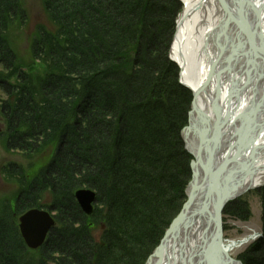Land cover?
<instances>
[{"label": "trees", "instance_id": "trees-1", "mask_svg": "<svg viewBox=\"0 0 264 264\" xmlns=\"http://www.w3.org/2000/svg\"><path fill=\"white\" fill-rule=\"evenodd\" d=\"M25 1L0 0V158L52 154L36 174L0 168L17 185L0 198V264H146L192 177L182 131L193 95L170 59L181 1L42 0L50 26L31 35V66L15 49ZM82 187L97 194L91 217L75 199ZM258 192L263 236L239 253L243 264H264ZM32 208L55 213L37 251L18 224ZM223 215L248 221L251 204L237 199Z\"/></svg>", "mask_w": 264, "mask_h": 264}, {"label": "bare ground", "instance_id": "bare-ground-1", "mask_svg": "<svg viewBox=\"0 0 264 264\" xmlns=\"http://www.w3.org/2000/svg\"><path fill=\"white\" fill-rule=\"evenodd\" d=\"M181 1L184 9L177 18L170 56L171 61L181 67L182 84L190 87L196 95L183 136L188 150L196 156L200 155L201 141L207 140L204 147L209 161L220 150L219 146L224 149L219 159L227 156L229 140L236 138L233 137L235 131L234 136L242 138L243 151L234 149L228 160L246 163L231 164L222 181V193L229 205L231 200L247 191L264 187V54L258 48L264 45V0H236L235 5L228 0L227 11L219 0ZM232 11L236 15L242 13L244 25L232 16ZM257 21L261 34L254 35L253 41L251 36ZM226 52L230 59L221 69L223 86L217 99L225 120L219 129V139L212 141L211 153L208 143L219 119L211 102V92L216 84L211 68L219 70V58L222 59ZM193 172L196 185L202 177L197 167ZM215 199L201 194L189 204L187 220L157 264H232L229 257L234 258L239 246L249 243V237L254 235L235 241L226 240L223 232L220 244L215 226L218 207Z\"/></svg>", "mask_w": 264, "mask_h": 264}, {"label": "water", "instance_id": "water-1", "mask_svg": "<svg viewBox=\"0 0 264 264\" xmlns=\"http://www.w3.org/2000/svg\"><path fill=\"white\" fill-rule=\"evenodd\" d=\"M219 1L220 3L223 2V6L225 10L227 11L228 9L227 1L228 0H219ZM230 2H232L233 5H235L236 0H231ZM231 13L234 18H237L238 21L240 20L241 23H243V25L245 24V21H244L245 17L242 16L241 12H239V15H236L234 11H232ZM254 29L255 31H253V34L251 36L253 38V41H255L254 35L261 34V31H260L261 26L259 24V21L256 22ZM248 31H251L249 26H248ZM255 45L257 46V44ZM258 48L261 49L264 54V45ZM221 57L222 59L219 58V67H220L219 70L215 69V67L211 68L212 70L211 72L212 74L214 73L215 80H216L215 81L216 84L211 92L212 94L211 102H212V105H214L216 109V115L219 116V119L217 120V125H216L217 128L212 135V139L208 143V147L210 149L209 151L211 153H212V149H211L212 141L214 142V138H215V141L219 139V129H220L221 124L225 120V116L222 113V107L220 108V105L217 104V99L219 98V95H220L219 93L223 86V72H222L223 70L221 69H222L224 62L225 63L228 62L227 60H229L230 58H228L227 52L223 54ZM215 71L217 72L216 74H215ZM180 78H181V74H180ZM180 83L182 84L181 79H180ZM185 87L188 88L193 95V99L191 102V109H192L193 104H195L196 95H194V92L192 91L190 87L188 86H185ZM190 112L191 111H189L188 117L190 115ZM189 122H190V117H189ZM184 129H186V127ZM241 130L242 129H240L239 132H241ZM236 132L237 131H235V133L233 134V137H236V138L235 139L231 138L229 140L228 148H230V151L227 154V156H225L224 159L222 160L219 159L220 154L221 153L223 154V151H224V149H222L221 146H219L220 150L217 151V153L213 156L212 161H209L208 159H206V156H205L206 150L204 147L206 145L207 140L204 139L201 141V144L199 145L200 155L196 156L193 153V151L188 150L187 141L185 140L183 136L184 131H182V137H183V140L185 141V148L192 155L193 160L195 159L194 161L192 160V163H191V172L192 174H194L193 168L197 167V172H199V174L201 175L202 181L200 183L196 182L197 184L195 185L193 177H192V180L190 181V184L187 190V200L182 205L183 206L182 210L176 216V218L172 221L171 225L169 226V229L167 230L164 237L162 238L160 245L153 250L154 252L151 254L146 264H150L151 262H155V264H157L160 262L163 251H165L167 245L170 243L172 238L175 237L180 227L187 220L188 209L190 206L189 204L194 202L197 199V197H199L201 194H207L209 197L213 199L215 197L216 198L215 200H217L218 207L215 213L216 215L215 226H216L217 236L220 237L219 243L221 244V239H222L221 235L224 232V228L222 226L223 216H224L223 212L226 209V206L228 205V202H227L228 200L224 199V195L222 193L223 192L222 190L223 182L222 181L224 179V175L227 173V169L231 166V164L242 165L246 163V162L234 163L233 160H228V157L234 151V149L240 148L243 151V148H241L242 138L238 135L234 136ZM221 144H223V142L220 139L219 145ZM96 196H97L96 192L90 188H82L78 190L75 194V199H77L81 210L84 211V213L87 216H92L94 213V204L97 201ZM18 224H19L20 233L24 239V242L26 246L31 250H39L43 246L45 241L47 240L48 236L50 235L49 233L51 232L52 228L56 226L55 217L53 213L46 209H42V208L29 209L27 212H25V214L19 217ZM249 239H252V237ZM229 260L231 261L232 264L234 263L242 264V262L238 259L235 260L234 258L229 257Z\"/></svg>", "mask_w": 264, "mask_h": 264}, {"label": "rangeland", "instance_id": "rangeland-1", "mask_svg": "<svg viewBox=\"0 0 264 264\" xmlns=\"http://www.w3.org/2000/svg\"><path fill=\"white\" fill-rule=\"evenodd\" d=\"M26 9L29 15V23L24 30H21L17 34V40H16V46L15 49H17V54L24 65L31 66L32 65V59H31V53H30V40L31 35L34 33L37 25L39 24H45L47 26H50L48 24L47 15L44 12L43 3L42 0H26ZM182 4V11H183V3ZM181 11V12H182ZM180 12V13H181ZM180 15V14H179ZM178 15V16H179ZM178 18V17H177ZM177 26V22H176ZM176 30V28H175ZM177 32V30H176ZM38 70L42 72L41 67H38ZM52 149L48 148V150L44 151L43 153L33 156V157H22L20 155H3L0 158V168L5 164L9 162H17L25 167V169H28V171L31 174L38 173V170H40V167L46 165L49 160L51 159ZM83 188V187H82ZM81 188V189H82ZM253 189L247 191L244 195L240 196L237 199L245 198L247 199L251 204V213L253 214L252 218L248 221L243 220H234L230 218L229 216L223 217V224H224V237L226 240H241L245 237L249 236H257L259 239L262 235L263 230V224H262V202L260 201V194L258 190L262 189ZM17 185L13 182H9L5 179L4 176H2L0 171V198H11L14 193L17 191ZM236 199V200H237ZM91 217V216H88ZM101 231L98 230V232L95 234L98 238L100 237ZM254 242V240H250L249 243L246 245L239 246V250H237L233 255L234 258H237L239 253L243 251L250 243ZM239 259V258H237ZM240 260V259H239ZM241 261V260H240ZM242 262V261H241Z\"/></svg>", "mask_w": 264, "mask_h": 264}]
</instances>
